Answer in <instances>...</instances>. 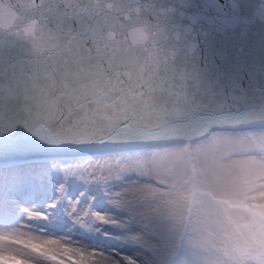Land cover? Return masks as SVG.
<instances>
[{"label":"snow or ice","instance_id":"6c2138e0","mask_svg":"<svg viewBox=\"0 0 264 264\" xmlns=\"http://www.w3.org/2000/svg\"><path fill=\"white\" fill-rule=\"evenodd\" d=\"M179 2L0 0L20 13L0 21V214L47 219L20 201L52 170L63 181L45 207L66 200L95 225L80 229L88 244L53 237L27 250L11 245L30 234L0 232V264H264V59L254 72L244 56L257 26L264 45V0ZM135 25L161 37L162 53L117 42ZM69 144L118 154L6 162ZM73 179L101 199L87 188L73 198Z\"/></svg>","mask_w":264,"mask_h":264},{"label":"rangeland","instance_id":"374dc122","mask_svg":"<svg viewBox=\"0 0 264 264\" xmlns=\"http://www.w3.org/2000/svg\"><path fill=\"white\" fill-rule=\"evenodd\" d=\"M256 130V129H255ZM249 129V131H255ZM118 153L101 155V156H91L83 158H73L69 160H60L63 164L68 165H77L88 162H95L97 160H102L105 156H116ZM50 161V160H48ZM48 161H30L26 163H20L16 165H21L25 168H40ZM63 181L62 175L57 171L49 170L48 175L46 176L43 184L41 185L37 195L31 199H21V205L27 206L29 210L32 211H46L49 213L47 219H28L26 214L19 213L15 208H5L4 211L17 213L16 215L9 217L7 214H3L6 219H0V232H15L19 231L24 234H30L33 237L31 242L27 240H18L12 244V247L19 248L22 250H27L29 243H38L40 240L48 238H61L65 242H83L84 244L90 243V241L84 240L83 232L80 230L82 225L87 224L89 228H95V225L92 223V218L88 217L85 221L81 213L83 209L79 212L73 213L71 206L68 205L66 200H62L57 204L56 209H47L45 206L50 203L52 200L57 198L56 185ZM85 188L88 189L89 195H97V200L101 199V196L98 195V190L95 185H85L82 182L73 179L69 183L68 191L69 194L75 198L80 195L81 191H84ZM100 211H106V207H100L97 205ZM87 230V229H85ZM106 231H112V229H105ZM99 243L104 244L109 248H117L118 250L125 252L128 255L133 254V249L128 247H121L119 242L111 240L109 238H101ZM10 264H25L24 261L16 259L12 260Z\"/></svg>","mask_w":264,"mask_h":264},{"label":"water","instance_id":"95a60500","mask_svg":"<svg viewBox=\"0 0 264 264\" xmlns=\"http://www.w3.org/2000/svg\"><path fill=\"white\" fill-rule=\"evenodd\" d=\"M168 5H175L180 7L179 0H167ZM20 13L12 8L6 9L0 12V21L4 23H13L19 17ZM260 31L259 26L255 27L249 34L247 44L245 47V60L254 72H259L261 67V61L264 59V45L261 44V37L258 34ZM116 39L118 43L131 44L133 46L145 49L149 57H155L158 50L162 53L164 48V42L161 37L149 30L145 25H135L128 29L127 34L121 37L117 32ZM219 46H223L225 43L223 37L218 38ZM243 41L239 38H233L227 41L230 52L235 55L236 47H238ZM55 153V156L32 154L26 158L9 159L6 161L9 164L23 163L27 161L37 160H51V159H68V158H80L90 156H100L112 153H117L111 150L110 147L101 144H69L62 145L58 148L51 150Z\"/></svg>","mask_w":264,"mask_h":264}]
</instances>
